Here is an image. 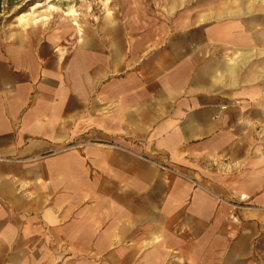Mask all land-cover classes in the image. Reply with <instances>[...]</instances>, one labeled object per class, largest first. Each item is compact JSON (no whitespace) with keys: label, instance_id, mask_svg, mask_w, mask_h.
Masks as SVG:
<instances>
[{"label":"crops","instance_id":"obj_1","mask_svg":"<svg viewBox=\"0 0 264 264\" xmlns=\"http://www.w3.org/2000/svg\"><path fill=\"white\" fill-rule=\"evenodd\" d=\"M40 4L0 34V264H264V0Z\"/></svg>","mask_w":264,"mask_h":264},{"label":"rangeland","instance_id":"obj_2","mask_svg":"<svg viewBox=\"0 0 264 264\" xmlns=\"http://www.w3.org/2000/svg\"><path fill=\"white\" fill-rule=\"evenodd\" d=\"M12 3H7L3 0L2 12L0 14V34L6 33L7 28L15 24L20 26L23 24H29L31 18H39L42 10L47 6H41L43 0H34L28 4L22 5L19 14L16 13L19 9H15ZM216 0H75V11L69 17L74 18L75 35H83L94 33L98 29V25L101 23L104 17L114 18L118 13H125L130 19H136L135 21L143 22L145 18L151 16V9L167 8V7H179L185 6L198 8L201 2L205 4L207 2L214 3ZM203 4V3H202ZM19 5V4H18ZM40 7V8H39ZM145 9H147L145 11ZM31 13V16L27 15L25 18L28 20L23 24L19 22L15 17L21 16V21L25 18L23 15ZM46 17V14L43 12ZM165 16V15H164ZM24 18V19H23ZM46 21V20H45Z\"/></svg>","mask_w":264,"mask_h":264},{"label":"trees","instance_id":"obj_3","mask_svg":"<svg viewBox=\"0 0 264 264\" xmlns=\"http://www.w3.org/2000/svg\"><path fill=\"white\" fill-rule=\"evenodd\" d=\"M6 2L8 3L9 1L6 0ZM28 3H30V2H28ZM28 3H27V4H28ZM2 5H3V0H0V14H1V12H2ZM21 9H22V8H20V10H18L16 13L19 14V11H21Z\"/></svg>","mask_w":264,"mask_h":264},{"label":"bare ground","instance_id":"obj_4","mask_svg":"<svg viewBox=\"0 0 264 264\" xmlns=\"http://www.w3.org/2000/svg\"><path fill=\"white\" fill-rule=\"evenodd\" d=\"M72 12H73V11H72V10H70V11H69L67 14H68V15H70V14H72Z\"/></svg>","mask_w":264,"mask_h":264},{"label":"built area","instance_id":"obj_5","mask_svg":"<svg viewBox=\"0 0 264 264\" xmlns=\"http://www.w3.org/2000/svg\"><path fill=\"white\" fill-rule=\"evenodd\" d=\"M2 161H5V160H3L2 158H0V162H2Z\"/></svg>","mask_w":264,"mask_h":264}]
</instances>
